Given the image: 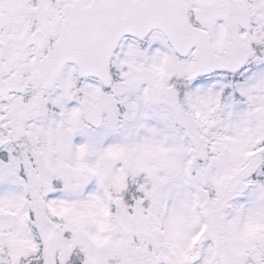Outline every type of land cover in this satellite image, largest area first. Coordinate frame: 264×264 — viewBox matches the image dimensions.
<instances>
[{
  "label": "snow or ice",
  "instance_id": "snow-or-ice-1",
  "mask_svg": "<svg viewBox=\"0 0 264 264\" xmlns=\"http://www.w3.org/2000/svg\"><path fill=\"white\" fill-rule=\"evenodd\" d=\"M0 264H264V0H0Z\"/></svg>",
  "mask_w": 264,
  "mask_h": 264
}]
</instances>
